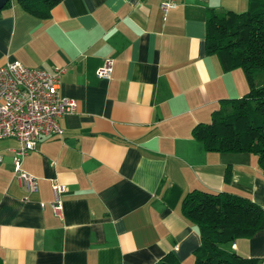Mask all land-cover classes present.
Listing matches in <instances>:
<instances>
[{
    "label": "crops",
    "instance_id": "0c3cea01",
    "mask_svg": "<svg viewBox=\"0 0 264 264\" xmlns=\"http://www.w3.org/2000/svg\"><path fill=\"white\" fill-rule=\"evenodd\" d=\"M63 0L40 20L13 0L0 11V67L63 70L59 94L77 112L62 136L44 137L14 173L16 139L0 140V264H158L172 253L195 264L200 233L181 211L194 190L249 199L264 211V175L249 153L208 152L192 131L223 100L248 93L240 69L206 50L211 13L245 12L248 0ZM115 60L112 79L96 72ZM66 186L55 215L52 181ZM45 204L43 209L41 204ZM264 259V227L220 244Z\"/></svg>",
    "mask_w": 264,
    "mask_h": 264
},
{
    "label": "trees",
    "instance_id": "16d2710c",
    "mask_svg": "<svg viewBox=\"0 0 264 264\" xmlns=\"http://www.w3.org/2000/svg\"><path fill=\"white\" fill-rule=\"evenodd\" d=\"M62 1L20 0L24 9L40 20L50 18L52 9ZM206 50L218 59L223 72L243 71L248 93L239 99L223 100L210 123L194 127L193 138L208 152L256 156L264 175V82H255L256 72L264 71V0H248L247 10L241 13L212 12ZM181 211L201 236L195 264H264V259L244 258L218 247L252 238L263 229L264 211L254 202L232 194L194 190L183 198ZM158 264L182 263L170 253Z\"/></svg>",
    "mask_w": 264,
    "mask_h": 264
},
{
    "label": "built area",
    "instance_id": "2783aa9c",
    "mask_svg": "<svg viewBox=\"0 0 264 264\" xmlns=\"http://www.w3.org/2000/svg\"><path fill=\"white\" fill-rule=\"evenodd\" d=\"M161 1L166 20L177 6V0ZM114 65L115 60L107 58L97 69L98 79H112ZM63 72L59 69L54 72L30 69L17 61L0 67V140L14 138L18 141L19 147L13 158L14 173L27 193L37 192L38 179L23 170L24 160L37 150L42 138L62 136L61 119L77 112V101L62 98L59 94ZM52 191L51 208L60 217L63 213L61 197L66 186L54 180ZM41 206L46 208L44 203Z\"/></svg>",
    "mask_w": 264,
    "mask_h": 264
},
{
    "label": "rangeland",
    "instance_id": "374dc122",
    "mask_svg": "<svg viewBox=\"0 0 264 264\" xmlns=\"http://www.w3.org/2000/svg\"><path fill=\"white\" fill-rule=\"evenodd\" d=\"M255 82L256 84H262L264 82V71H258L255 74ZM14 139V138H11Z\"/></svg>",
    "mask_w": 264,
    "mask_h": 264
},
{
    "label": "water",
    "instance_id": "95a60500",
    "mask_svg": "<svg viewBox=\"0 0 264 264\" xmlns=\"http://www.w3.org/2000/svg\"><path fill=\"white\" fill-rule=\"evenodd\" d=\"M13 0H0V11H2L8 3L12 2Z\"/></svg>",
    "mask_w": 264,
    "mask_h": 264
}]
</instances>
